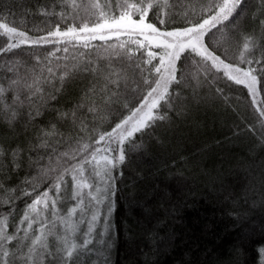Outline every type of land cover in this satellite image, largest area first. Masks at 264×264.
Masks as SVG:
<instances>
[{
  "label": "snow or ice",
  "instance_id": "snow-or-ice-1",
  "mask_svg": "<svg viewBox=\"0 0 264 264\" xmlns=\"http://www.w3.org/2000/svg\"><path fill=\"white\" fill-rule=\"evenodd\" d=\"M109 2L111 9L91 3L87 18L79 15L77 0H64L62 9H72L67 14L40 9L41 15L64 23L71 17L73 23L64 28L57 23L52 30L25 31L0 22V37L8 41L0 47V125L14 133L23 120L34 133L15 147L0 143V161L10 160L11 173L24 168L25 155L30 170L19 185L6 189L11 176L7 164L0 163V191L6 193L0 205L12 209L0 215V264H86L85 258L108 264L114 171L142 149L138 133L168 121L169 111L178 106L198 102V89L213 84L217 74L247 88L264 128V99L257 100L264 93V19L253 13L252 31L245 30L247 0ZM259 3L264 16V0ZM240 41L238 56H230ZM46 45L60 47L31 62L14 52ZM70 48L76 50L71 55ZM145 48L146 57L138 62L137 53ZM10 53L13 58H7ZM85 76L91 77L89 87L71 109L51 107L66 83ZM184 88L192 89L191 96H182ZM46 112L55 117L37 126ZM121 115L109 131L102 130ZM32 196L9 234L15 201ZM259 252L264 264V248Z\"/></svg>",
  "mask_w": 264,
  "mask_h": 264
},
{
  "label": "trees",
  "instance_id": "trees-1",
  "mask_svg": "<svg viewBox=\"0 0 264 264\" xmlns=\"http://www.w3.org/2000/svg\"><path fill=\"white\" fill-rule=\"evenodd\" d=\"M63 2L0 0V22L25 31L35 26L52 30L57 23L64 28L73 23L71 17L64 23L55 15L40 14L41 8L56 13L71 12L70 7L62 9ZM91 3L112 8L109 0H77L80 16L87 18ZM260 7L259 0H247L246 31H252L253 13L264 19L259 15ZM150 17V22H157L151 13ZM7 42L0 37V47ZM92 44L105 46L102 41ZM240 46L242 41L234 46L237 50L230 56H238ZM54 47L60 46H25L14 52L16 57L31 62V57L36 55L46 58ZM74 51L70 48L69 55ZM147 51L141 49L143 57L137 53L136 60L146 57ZM7 58H13L12 54ZM217 75L213 84L198 89L202 98L198 102L178 106L169 111L168 121L158 123L147 133H138L136 142L142 144V149L114 171L108 264H262L259 249L264 248V128L247 88L227 80L223 74ZM90 81L89 76L69 81L51 107L71 109ZM217 88L222 90V95L217 93ZM191 94L192 89L184 88L183 97ZM261 99L264 93L258 97ZM54 117V112H46L35 123L43 126ZM120 118L122 115L108 121L102 130L109 131V125L114 126ZM61 129L66 131L67 126L61 125ZM33 136L30 127L25 129L23 120L16 124L14 133L0 125V143L6 147H15ZM23 159L24 168L18 174L11 173L10 160L0 161L7 164L11 176L5 183L6 189L15 188L26 171H30L27 155ZM19 194V191L15 193ZM5 195L0 191V197ZM34 198L15 201V211L8 223L9 234L15 232L25 205ZM11 210L9 205H0V215ZM14 246V243L10 245ZM85 260L91 264V260Z\"/></svg>",
  "mask_w": 264,
  "mask_h": 264
},
{
  "label": "rangeland",
  "instance_id": "rangeland-1",
  "mask_svg": "<svg viewBox=\"0 0 264 264\" xmlns=\"http://www.w3.org/2000/svg\"><path fill=\"white\" fill-rule=\"evenodd\" d=\"M69 9H71V8H69ZM257 100H258V97H257Z\"/></svg>",
  "mask_w": 264,
  "mask_h": 264
}]
</instances>
